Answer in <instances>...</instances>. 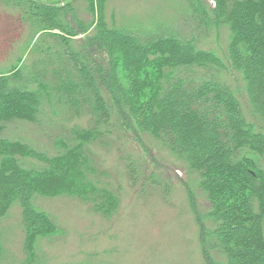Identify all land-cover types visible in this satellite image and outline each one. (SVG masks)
Returning a JSON list of instances; mask_svg holds the SVG:
<instances>
[{"label": "trees", "instance_id": "trees-1", "mask_svg": "<svg viewBox=\"0 0 264 264\" xmlns=\"http://www.w3.org/2000/svg\"><path fill=\"white\" fill-rule=\"evenodd\" d=\"M210 1L140 20L109 18L110 0H3L17 13L7 25L26 27V39L5 30L21 44L0 65V220L20 209L26 253L58 233L39 199L78 200L114 217L118 187L95 151L121 134L143 151L149 137L199 172L205 210L186 184L185 193L203 264H221L213 254L264 264V0ZM224 30L222 61L200 45ZM14 125L36 129L50 149ZM130 166L136 183L145 169Z\"/></svg>", "mask_w": 264, "mask_h": 264}, {"label": "rangeland", "instance_id": "rangeland-1", "mask_svg": "<svg viewBox=\"0 0 264 264\" xmlns=\"http://www.w3.org/2000/svg\"><path fill=\"white\" fill-rule=\"evenodd\" d=\"M50 1L62 5L69 0ZM184 1L110 0L107 15L109 18L114 15L118 19V15L122 14L138 17L140 20L160 13L172 17V4L178 3L182 6L180 10H183ZM202 1L207 2V6L211 4L210 0ZM16 19V11L0 0L2 67L10 60L12 53H17L20 48L18 45L21 44L18 42L13 45L10 42L11 34L8 35L5 30H17L12 35L26 39V27H16L13 24V28L7 25V21L11 23ZM220 38L221 40H215L214 36L210 37L200 48L217 50L219 57L225 61V54L215 45L216 41L220 45L227 42L225 30L221 32ZM224 78L232 87L238 83L232 76L226 75ZM85 122L86 120H77L73 123H81L84 126ZM13 127L16 136L30 138L32 141L37 139L36 144L41 142V149H50L43 136L38 139L39 132L36 129L31 133V127ZM24 129L26 134L21 135L20 132ZM144 141L148 146L147 151H143L131 139L114 134L110 137L109 145L104 144L95 151L102 163L101 171L109 172V184L118 187L119 208L114 217L103 218L78 200L39 199L38 206L55 221L58 233L52 238L38 241L31 255L24 249L20 209L15 207L8 216L0 220V264H96L98 261L107 264H203L196 224L185 193L186 184L196 192L198 210H205L206 201L196 185L199 172L188 171V166L183 161L151 138L144 137ZM126 164L140 166L146 173L143 174L136 168L137 175L143 176L141 175L136 183H130L127 178L129 168H124ZM152 177L157 179L154 183ZM213 257L221 264L225 262L223 257L215 254Z\"/></svg>", "mask_w": 264, "mask_h": 264}]
</instances>
